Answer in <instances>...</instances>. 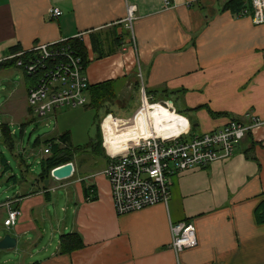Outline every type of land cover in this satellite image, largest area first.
Returning <instances> with one entry per match:
<instances>
[{
  "label": "crops",
  "instance_id": "obj_1",
  "mask_svg": "<svg viewBox=\"0 0 264 264\" xmlns=\"http://www.w3.org/2000/svg\"><path fill=\"white\" fill-rule=\"evenodd\" d=\"M228 1L0 0V63L14 47L27 51L36 44L81 36L78 40L89 60L85 68L89 86L110 83L115 98L105 109L120 128L131 126L129 136L118 139L114 129L112 133L103 128V114L102 145L104 136L110 153L134 140L131 129L146 131L147 119L140 113L145 104L138 103L141 88L157 101L161 136L154 131L150 135L171 137L186 128L191 134H203L230 120L260 123L230 159L169 177L166 204L120 216L102 174L108 162L105 150L98 155L103 162L88 172L80 171L74 158L70 179L53 183L49 178L43 186L29 168L23 170L27 152L17 151L13 139L12 147L0 139L17 158L14 170L1 154L0 187L6 186L0 221L7 216V203L20 211L15 226H0L5 235L17 239L16 249L0 251V264H264V223L255 219L264 194V23L255 25L249 16L231 12ZM243 1L247 9V0ZM129 6L135 7L131 32L125 23ZM51 9L61 15L51 18ZM99 53L106 55L98 57ZM9 69L14 68L0 72ZM158 102H171L172 109ZM14 108L12 98L6 99L0 114L15 116ZM27 108L22 126L34 120ZM78 153L94 155L89 150ZM16 170L21 180H9L16 177ZM85 186L93 187L95 197L88 192L87 198ZM58 191L64 215H55L54 230L55 225L49 227L53 221L49 206ZM179 222L194 226L197 246L177 256L170 247V227ZM71 233H77L84 246L60 254V237Z\"/></svg>",
  "mask_w": 264,
  "mask_h": 264
},
{
  "label": "built area",
  "instance_id": "obj_2",
  "mask_svg": "<svg viewBox=\"0 0 264 264\" xmlns=\"http://www.w3.org/2000/svg\"><path fill=\"white\" fill-rule=\"evenodd\" d=\"M249 2L250 9H243L241 15L249 16L255 25L263 24L264 0ZM134 13L135 7H127L125 23L129 32ZM49 14L56 19L61 12L51 9ZM80 37L78 35L74 39ZM12 60H15L18 70L30 77L32 83L28 87L27 103L36 118H44L56 109L86 107L90 103L83 60L69 40L36 44L27 51L3 59L5 62ZM141 92L143 106L151 98L146 96L144 88ZM164 106L172 109L167 102ZM259 125L258 120L250 125L230 120L221 129L203 134H191L187 128L172 138L140 136L128 142L125 150L113 153L104 146L102 135L108 158L102 174L110 185L115 213L120 216L159 203L166 204L170 197L169 177L191 169H205L213 163L230 159L241 142ZM48 153L49 150L44 149V154ZM9 205L6 204L8 210L3 222L8 229L16 225L20 216V211L10 209ZM170 231V247L177 256L197 246L192 224L175 223Z\"/></svg>",
  "mask_w": 264,
  "mask_h": 264
},
{
  "label": "rangeland",
  "instance_id": "obj_3",
  "mask_svg": "<svg viewBox=\"0 0 264 264\" xmlns=\"http://www.w3.org/2000/svg\"><path fill=\"white\" fill-rule=\"evenodd\" d=\"M24 75L25 74L18 69H9L8 71L0 72V107L4 104L6 99L9 98H12L13 107H15L13 110L15 111V116H4L3 114H0V125L1 123L4 124V122L9 125L11 137L14 140L15 149L19 152H27L28 156L26 158V162L29 165V172L38 175L41 171V158L43 156H48L47 154H43V150L48 147V144H46L48 140L55 138V136L57 137L58 135H62L65 132H68L71 136V144L74 149H83L88 145L94 144V142L96 141L97 127H100L103 113L101 111H95L93 109L85 107L74 109L61 108L56 109L54 112L48 114L44 118H36L33 116L34 120L31 123H27L22 126L21 122H23L25 119L26 111L28 112V103H26L25 93L29 85L31 84L30 81L25 80ZM151 102L152 101H150L146 105L149 107V111L147 112L148 118H151L153 106L157 103ZM138 103L140 107L142 101ZM158 104L162 105L161 102H158ZM162 106L166 107L164 105ZM130 114L131 112L126 113L125 115H123V117H127ZM151 129L154 131L152 127ZM0 139L3 140L1 130ZM37 140H39V142L36 145ZM1 154L4 155L11 168L15 170L17 161L16 156L12 155L9 150H7L0 143V160ZM74 158L76 159L77 168L80 171L84 172H88L89 169L95 167L97 163L101 164L103 162L99 160L97 155L92 154H88V156L82 154L81 156V153H75ZM91 170L97 171L96 169ZM18 172V170L15 171V173L17 174L16 177L18 180H21L22 176ZM25 178L27 179L28 176H25ZM51 181H53V183H59L58 181ZM21 183L23 182L21 181ZM5 186L6 184H2L0 187V202L5 199ZM11 186H13V184ZM15 187L17 191L18 189H20V185H17ZM60 194H62V192L58 191L57 195H55V197L53 198L54 204L49 206L50 214L53 217V221L49 222V227L51 225H55L54 230H57V220L55 218V215L57 214L59 217H63L64 215L63 208L65 203L62 200ZM2 223L3 218L0 221L1 227H3ZM0 234H3L2 237L5 235L2 229L0 230ZM45 242L46 245L47 240Z\"/></svg>",
  "mask_w": 264,
  "mask_h": 264
},
{
  "label": "trees",
  "instance_id": "obj_4",
  "mask_svg": "<svg viewBox=\"0 0 264 264\" xmlns=\"http://www.w3.org/2000/svg\"><path fill=\"white\" fill-rule=\"evenodd\" d=\"M246 7L247 9H250V2L249 0L246 1ZM244 1L243 0H229L226 4V8L230 10L233 13H239L244 8ZM114 41H120L118 38H114ZM69 44L72 46L75 52L78 53V55L82 58L84 67L89 64L88 56L85 51V47L83 46L82 42L78 39H71L69 40ZM20 50L18 48H13L11 50V53H18ZM106 54L99 53L98 57H102ZM3 68H14L17 69L15 66V60L12 61H6L0 63V70ZM26 81H30V77L26 74L24 75ZM32 83V82H31ZM140 87V86H139ZM138 88V85H137ZM139 89V88H138ZM88 94L90 97V103L86 108L93 109L95 111H101L103 110L104 116L108 115L109 112L105 109L106 104L112 103L114 96V91L112 88V85L110 83H103L101 85H96L93 87H88ZM146 96H148L146 92ZM151 98V103H155L153 97ZM1 132H3V139L9 143V147H12V137L9 131V128L7 126H0ZM39 140L36 141V144H38ZM48 144V150L49 153L48 156L43 158L40 162L41 171L37 175L36 181L37 183H42L44 186V181L48 180L50 178V171L58 166L64 165L66 163H73L75 153H78L80 151L89 150L94 155H103L104 149L102 145V137L100 132V127H97V135H96V141L94 144L88 145L87 147H84L83 149H74L71 145V138L70 134L68 132H65L64 134L58 136L57 138L50 139L46 142ZM24 164V163H23ZM6 166V164L4 165ZM8 167V166H6ZM23 170L25 172H28L29 165H22ZM9 180H13L14 182H17V178L15 176L9 178ZM85 194H87V198L95 197L92 194V186H89L86 188L85 186ZM88 192L90 194V197H88ZM255 219L257 223L262 224L264 223V194L261 202L255 209ZM83 242L81 240V237L77 233H71V234H65L60 237L59 239V252L60 254H67L71 253L75 250L81 249L83 247Z\"/></svg>",
  "mask_w": 264,
  "mask_h": 264
},
{
  "label": "bare ground",
  "instance_id": "obj_5",
  "mask_svg": "<svg viewBox=\"0 0 264 264\" xmlns=\"http://www.w3.org/2000/svg\"><path fill=\"white\" fill-rule=\"evenodd\" d=\"M146 105L147 104H145V108L140 112L141 114H144L145 118L147 119V121H146V131H145V128L143 129V127H140L139 129H131V136L130 137H133V139H137L140 136L149 137L148 135L151 134L150 132L152 130L151 127L154 129V133L155 134L161 136V133L159 132V122L156 121V118H157V114L155 112L156 106L153 107L154 110L151 113V118H148L147 112L149 111V107L146 106ZM168 105H169V103H168ZM108 115H106L105 118L103 119V121H104L103 128L109 129L110 132H112V129H114L115 130L114 136L118 137V139H124L126 136H129L128 135V132H129V129L131 128V126L127 127L126 129H122V128H120L117 125V122H115V119L113 118V116H108ZM139 116L141 118V115L140 114H139ZM149 120H150V123H149ZM118 122L119 123H122V122H124V120H120ZM144 132H146V133L143 134ZM178 134H180V133L177 132L175 135H173L171 137H167V138L175 137ZM150 136H154V135H150ZM126 147H127V144L125 145V147L121 151L125 150ZM121 151H119V152H121Z\"/></svg>",
  "mask_w": 264,
  "mask_h": 264
},
{
  "label": "water",
  "instance_id": "obj_6",
  "mask_svg": "<svg viewBox=\"0 0 264 264\" xmlns=\"http://www.w3.org/2000/svg\"><path fill=\"white\" fill-rule=\"evenodd\" d=\"M171 105V102L169 103ZM74 174L73 163H66L58 166L50 171V178L55 181H64L70 179ZM49 179L44 181V185L47 186ZM17 239L11 237L9 234L4 235L0 239V251H13L16 249Z\"/></svg>",
  "mask_w": 264,
  "mask_h": 264
}]
</instances>
